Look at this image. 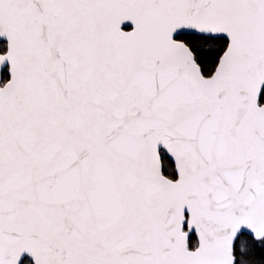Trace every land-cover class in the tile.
Wrapping results in <instances>:
<instances>
[{
	"label": "snow or ice",
	"instance_id": "snow-or-ice-1",
	"mask_svg": "<svg viewBox=\"0 0 264 264\" xmlns=\"http://www.w3.org/2000/svg\"><path fill=\"white\" fill-rule=\"evenodd\" d=\"M0 264H264V0H0Z\"/></svg>",
	"mask_w": 264,
	"mask_h": 264
}]
</instances>
